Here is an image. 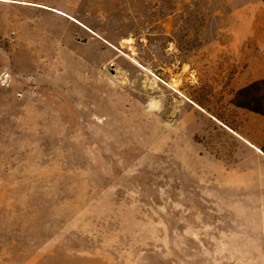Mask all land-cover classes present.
<instances>
[{"label":"rangeland","instance_id":"rangeland-1","mask_svg":"<svg viewBox=\"0 0 264 264\" xmlns=\"http://www.w3.org/2000/svg\"><path fill=\"white\" fill-rule=\"evenodd\" d=\"M246 18L264 0H0V264H264Z\"/></svg>","mask_w":264,"mask_h":264},{"label":"crops","instance_id":"crops-1","mask_svg":"<svg viewBox=\"0 0 264 264\" xmlns=\"http://www.w3.org/2000/svg\"><path fill=\"white\" fill-rule=\"evenodd\" d=\"M244 22L249 23L254 28L256 36H244L242 39L243 49L248 50L254 48V52L250 56H246L243 52V60L245 62L244 79H236V88H247L249 84L260 81L264 78V24H257L253 18L245 19ZM260 32V33H259ZM247 76V78H246ZM252 78V79H251Z\"/></svg>","mask_w":264,"mask_h":264},{"label":"bare ground","instance_id":"bare-ground-1","mask_svg":"<svg viewBox=\"0 0 264 264\" xmlns=\"http://www.w3.org/2000/svg\"><path fill=\"white\" fill-rule=\"evenodd\" d=\"M30 5H32V4H30ZM34 5H35V6H39V5H36V4H34ZM42 7H43V8H46V9H49V10H51L52 12H54V13H56V14H58V15L68 17V18H70L71 20H73V21L76 22V20H74L73 18L69 17L68 15L64 14V13L61 12V11H58V10H55V9H52V8H49V7H44V6H42ZM26 120H27V118H26ZM33 121H34V120H33ZM26 124H27V123H26ZM256 150H257L258 152L261 153V151L258 150L257 148H256Z\"/></svg>","mask_w":264,"mask_h":264}]
</instances>
